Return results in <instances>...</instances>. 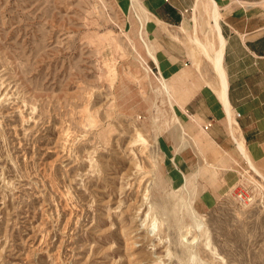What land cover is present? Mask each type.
Segmentation results:
<instances>
[{"label": "rangeland", "instance_id": "1", "mask_svg": "<svg viewBox=\"0 0 264 264\" xmlns=\"http://www.w3.org/2000/svg\"><path fill=\"white\" fill-rule=\"evenodd\" d=\"M135 8L0 0V264H264L248 167L211 209L192 200L198 228L177 203L192 182L159 145L172 108Z\"/></svg>", "mask_w": 264, "mask_h": 264}, {"label": "crops", "instance_id": "2", "mask_svg": "<svg viewBox=\"0 0 264 264\" xmlns=\"http://www.w3.org/2000/svg\"><path fill=\"white\" fill-rule=\"evenodd\" d=\"M138 1L148 14L143 22L136 12L134 39L144 52L147 47L152 50L157 63L149 59L158 75L180 86L172 105L178 119L158 135L159 145L169 169L192 182L196 208L211 209L236 182L235 168L248 167L238 143L242 142L254 166L264 171L263 0H213L224 40L221 62L227 103L216 95L210 62L191 41L195 26L202 41L211 36L214 18L205 9V0Z\"/></svg>", "mask_w": 264, "mask_h": 264}, {"label": "bare ground", "instance_id": "3", "mask_svg": "<svg viewBox=\"0 0 264 264\" xmlns=\"http://www.w3.org/2000/svg\"><path fill=\"white\" fill-rule=\"evenodd\" d=\"M131 2L133 3L134 6H136L137 8H135L136 10L138 9V11H140V14H142V16L137 12V15L140 16V20L141 21H145V19L147 18V10L140 4V2L138 0H131ZM131 7V6H130ZM205 9L211 14L213 15V18H214V25L210 26L209 28V33L211 36H209V38H206L205 41H202L199 36L197 35V27L195 26L194 28V35L191 37V41H193L196 46L198 47L199 49V52L204 55L206 57V59H208V61L210 62V65H211V68L215 74V77H216V82H217V87L214 88V90L216 91V95H218V99H221V102L224 101V103L226 102L225 100V80H224V72H223V68H222V62H221V57H222V49H223V43H224V40L222 38V36L220 35L219 31H218V27H217V24H216V19L218 17V9H217V6H216V3L213 1V0H205ZM136 14V13H135ZM136 15V16H137ZM137 16V17H138ZM138 19V18H137ZM139 21V20H138ZM142 22V23H143ZM140 24V23H139ZM182 27V26H180ZM216 27V32L214 31ZM140 28V27H139ZM139 32V30H138ZM143 33H144V30H143ZM187 33V32H186ZM146 34V33H145ZM140 35V34H139ZM144 35V34H143ZM188 35V34H187ZM191 36V35H190ZM138 37V36H137ZM141 38V37H140ZM142 40V39H141ZM147 40V39H146ZM147 42V41H146ZM144 44V42H143ZM145 45V44H144ZM147 46V45H146ZM145 47V46H144ZM146 48V47H145ZM145 53L146 55L148 56V58L150 57L151 59H153L154 61L153 62H156V57L155 55L153 54L152 50L147 47L145 49ZM146 65V64H145ZM145 71H150L149 67L146 65V67H144ZM161 73V72H160ZM215 79V78H214ZM158 81H159V88L167 95L168 97V100L170 102V106L172 108V105H173V102L170 100L172 97L169 93V88H170V84L171 82L167 80V78L164 77V75L160 74L159 77H158ZM214 81V80H213ZM227 82V81H226ZM216 84V83H215ZM214 91V92H215ZM177 98V96H176ZM172 100L174 101L175 99L172 98ZM178 101H180L179 99H177ZM168 102V103H169ZM220 102V103H221ZM182 103V101H181ZM223 103V104H224ZM227 103V102H226ZM222 104V103H221ZM228 105V104H227ZM182 106V105H181ZM222 108L225 109L226 111V108L223 107L222 105ZM230 110V109H229ZM224 113H227L225 112ZM231 116V114H230ZM177 117L175 116V114L173 113L172 116L167 120V119H162V120H159L158 122H156L155 124L158 126V127H162V128H168L170 127L171 123L173 121H177ZM227 119V118H226ZM230 120V119H229ZM229 120L227 121L228 124H229ZM233 121V120H231ZM237 124V123H236ZM235 124V125H236ZM156 126V127H157ZM237 126V125H236ZM234 127V126H233ZM233 127H231V130L233 131ZM236 129V128H234ZM237 130V129H236ZM233 136V135H232ZM233 141V140H232ZM241 142V141H240ZM194 144V143H193ZM236 144V143H235ZM239 144V147L241 149V154L243 153V157L245 158V160L247 159V166H248V169H250L257 177L261 178V180L264 182V175L254 166V164L252 163V161L250 160V158L248 157V155L246 154L245 152V149L242 145V142L241 143H238ZM240 151V150H239ZM212 166V165H211ZM247 169V170H248ZM247 170H244V173L247 172ZM244 173H241V177L244 178L246 181H248L250 184H252L253 186L256 187H260L258 186V182L255 178H253L250 174L248 175V177L246 178V176L244 177ZM190 177V176H189ZM185 179V178H184ZM240 182L242 181V179H239ZM183 183V182H182ZM183 185V184H182ZM183 187V186H182ZM176 198V197H175ZM239 199L241 200V202L246 205V201L242 198V197H239ZM252 198H248L247 200L250 201ZM192 197L188 196L186 198H183V199H180L179 202L177 203H180V205L184 206L187 210V213L191 216L192 218V221L194 223V227L195 225L197 226H200L202 223L200 221V219L198 218V214L197 212L195 211V209L193 208V205H192ZM176 203V204H177ZM187 242V241H185ZM190 242V241H188ZM192 242V241H191ZM128 246V249L131 247H133V244L134 242L129 240L127 241L126 243ZM194 244V243H193ZM192 251V250H191ZM196 254V253H195ZM132 258V257H131ZM202 261V260H201Z\"/></svg>", "mask_w": 264, "mask_h": 264}, {"label": "built area", "instance_id": "4", "mask_svg": "<svg viewBox=\"0 0 264 264\" xmlns=\"http://www.w3.org/2000/svg\"><path fill=\"white\" fill-rule=\"evenodd\" d=\"M238 197H241L240 195Z\"/></svg>", "mask_w": 264, "mask_h": 264}]
</instances>
